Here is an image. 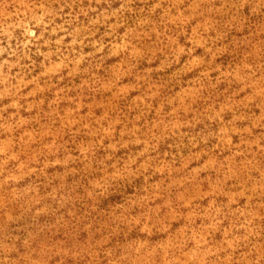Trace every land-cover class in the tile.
Masks as SVG:
<instances>
[{
    "label": "rangeland",
    "instance_id": "1",
    "mask_svg": "<svg viewBox=\"0 0 264 264\" xmlns=\"http://www.w3.org/2000/svg\"><path fill=\"white\" fill-rule=\"evenodd\" d=\"M0 264H264V0H0Z\"/></svg>",
    "mask_w": 264,
    "mask_h": 264
}]
</instances>
